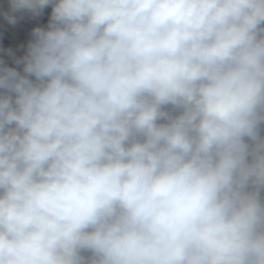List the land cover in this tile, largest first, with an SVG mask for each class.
I'll return each instance as SVG.
<instances>
[{
    "label": "clouds",
    "instance_id": "clouds-1",
    "mask_svg": "<svg viewBox=\"0 0 264 264\" xmlns=\"http://www.w3.org/2000/svg\"><path fill=\"white\" fill-rule=\"evenodd\" d=\"M0 264H264V0H7Z\"/></svg>",
    "mask_w": 264,
    "mask_h": 264
}]
</instances>
